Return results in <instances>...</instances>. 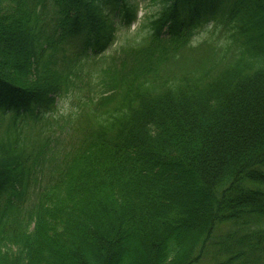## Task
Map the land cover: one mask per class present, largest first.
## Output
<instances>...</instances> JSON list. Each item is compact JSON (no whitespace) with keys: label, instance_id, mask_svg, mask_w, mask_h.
<instances>
[{"label":"trees","instance_id":"trees-1","mask_svg":"<svg viewBox=\"0 0 264 264\" xmlns=\"http://www.w3.org/2000/svg\"><path fill=\"white\" fill-rule=\"evenodd\" d=\"M133 1L0 0V264H264V0Z\"/></svg>","mask_w":264,"mask_h":264},{"label":"rangeland","instance_id":"rangeland-1","mask_svg":"<svg viewBox=\"0 0 264 264\" xmlns=\"http://www.w3.org/2000/svg\"><path fill=\"white\" fill-rule=\"evenodd\" d=\"M138 6L136 7L135 18L132 20L130 24L124 23L120 20V18H116L118 21L116 39L110 45V47L105 51V57L109 58L112 55H117L122 46L132 44L135 40L141 41L143 35L147 32V29L144 26V16L152 15L159 10L161 4L159 0H135ZM216 22H212L210 25L205 26L195 37L194 44H198L205 39H213L218 40L220 33H222V28L214 29ZM219 25V24H218ZM84 72L86 73L89 69L93 68L90 66V63H84L83 66ZM81 84V83H80ZM84 93L80 94L83 98ZM79 98L76 97L75 93H69L62 98L59 99L57 110L54 112V115L64 114L67 116L72 114L78 109ZM9 122V116L4 119L3 126H5ZM63 118L60 120V124L63 125ZM64 126V125H63ZM56 130H60V128H55ZM77 127L72 126H64V130L59 134V138H56V143H53L55 146V151L50 153L49 149V158L42 164V168L40 170V179L42 181H46L52 168L54 165L60 161V159L67 153L72 150V148L76 145L77 140L81 137V134L75 133V131H79ZM37 131V127L33 129L34 132ZM202 264H211V254L206 253L202 258Z\"/></svg>","mask_w":264,"mask_h":264}]
</instances>
